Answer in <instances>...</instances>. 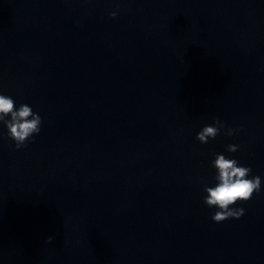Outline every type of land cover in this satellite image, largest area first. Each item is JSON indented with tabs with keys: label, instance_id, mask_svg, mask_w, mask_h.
<instances>
[{
	"label": "clouds",
	"instance_id": "1",
	"mask_svg": "<svg viewBox=\"0 0 264 264\" xmlns=\"http://www.w3.org/2000/svg\"><path fill=\"white\" fill-rule=\"evenodd\" d=\"M111 17L117 15L116 12H110ZM0 123L8 130V138L15 142V149L19 150L31 141L34 135L41 131L43 123L39 113L33 111L28 104H20L16 107L12 97L0 94ZM225 129V124L214 117L211 125H205L196 135V139L201 144H207L210 140H215ZM236 129L227 128L224 131L225 136H232ZM228 153H235L239 150V145H227ZM211 166L215 169L216 184L214 186H205L203 197L204 204L218 209L211 217L213 222L221 223L228 219H239L245 213L242 207H234L237 202L249 201L254 193L261 191V177L251 176L250 166L240 165L236 159L228 158L224 154L217 153L211 161ZM251 177V178H249ZM53 236H48L45 242L51 244Z\"/></svg>",
	"mask_w": 264,
	"mask_h": 264
}]
</instances>
